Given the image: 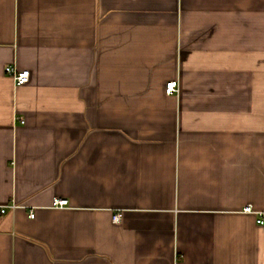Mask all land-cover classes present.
Instances as JSON below:
<instances>
[{
    "label": "crops",
    "instance_id": "0c3cea01",
    "mask_svg": "<svg viewBox=\"0 0 264 264\" xmlns=\"http://www.w3.org/2000/svg\"><path fill=\"white\" fill-rule=\"evenodd\" d=\"M0 206V264H264V0H0Z\"/></svg>",
    "mask_w": 264,
    "mask_h": 264
},
{
    "label": "built area",
    "instance_id": "2783aa9c",
    "mask_svg": "<svg viewBox=\"0 0 264 264\" xmlns=\"http://www.w3.org/2000/svg\"><path fill=\"white\" fill-rule=\"evenodd\" d=\"M4 72L11 76L12 79L14 80V83L16 85H22L28 82L29 80V70L24 69V70H17L14 66L12 65H7L4 68ZM165 93L166 94H172L178 91V82L177 80H170L165 83ZM23 122V121H22ZM54 204L58 206H64L67 204V201L65 199H55ZM14 207V205L10 206ZM8 206H0V213L3 214L6 212V209ZM243 211L246 213L252 212V208L250 205H246L243 207ZM30 217L34 216L33 211H30L29 213ZM119 216L118 215H113L112 220L113 221H118ZM256 222L264 227V214H258Z\"/></svg>",
    "mask_w": 264,
    "mask_h": 264
}]
</instances>
